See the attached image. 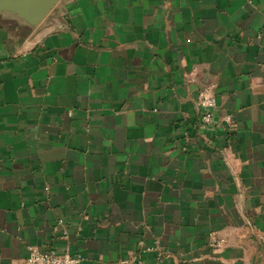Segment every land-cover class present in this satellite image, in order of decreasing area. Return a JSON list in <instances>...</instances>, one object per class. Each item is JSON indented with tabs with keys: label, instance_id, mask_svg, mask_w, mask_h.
Returning a JSON list of instances; mask_svg holds the SVG:
<instances>
[{
	"label": "crops",
	"instance_id": "0c3cea01",
	"mask_svg": "<svg viewBox=\"0 0 264 264\" xmlns=\"http://www.w3.org/2000/svg\"><path fill=\"white\" fill-rule=\"evenodd\" d=\"M31 245L264 264V0L0 8V264Z\"/></svg>",
	"mask_w": 264,
	"mask_h": 264
},
{
	"label": "built area",
	"instance_id": "2783aa9c",
	"mask_svg": "<svg viewBox=\"0 0 264 264\" xmlns=\"http://www.w3.org/2000/svg\"><path fill=\"white\" fill-rule=\"evenodd\" d=\"M199 104L202 107L201 121L209 124L212 118V109L216 106L213 96L202 95ZM222 239H217L210 234L209 243L212 246H219ZM83 256L80 253H71L68 250L57 251L54 249L28 246L26 264H80ZM135 264H145L142 260H136Z\"/></svg>",
	"mask_w": 264,
	"mask_h": 264
},
{
	"label": "water",
	"instance_id": "95a60500",
	"mask_svg": "<svg viewBox=\"0 0 264 264\" xmlns=\"http://www.w3.org/2000/svg\"><path fill=\"white\" fill-rule=\"evenodd\" d=\"M55 0H0V8H7L30 26L36 25Z\"/></svg>",
	"mask_w": 264,
	"mask_h": 264
}]
</instances>
